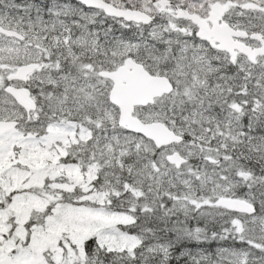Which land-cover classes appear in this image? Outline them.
Masks as SVG:
<instances>
[{
	"label": "snow or ice",
	"instance_id": "snow-or-ice-1",
	"mask_svg": "<svg viewBox=\"0 0 264 264\" xmlns=\"http://www.w3.org/2000/svg\"><path fill=\"white\" fill-rule=\"evenodd\" d=\"M0 264H264V0H0Z\"/></svg>",
	"mask_w": 264,
	"mask_h": 264
}]
</instances>
